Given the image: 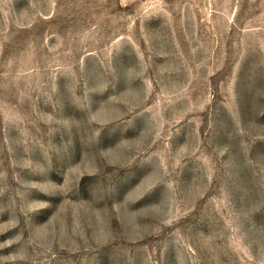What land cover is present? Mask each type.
<instances>
[{"label": "rangeland", "instance_id": "rangeland-1", "mask_svg": "<svg viewBox=\"0 0 264 264\" xmlns=\"http://www.w3.org/2000/svg\"><path fill=\"white\" fill-rule=\"evenodd\" d=\"M0 264H264V0H0Z\"/></svg>", "mask_w": 264, "mask_h": 264}]
</instances>
